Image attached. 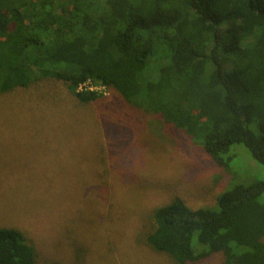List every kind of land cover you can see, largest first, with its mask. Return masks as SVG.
Listing matches in <instances>:
<instances>
[{
	"label": "trees",
	"instance_id": "1",
	"mask_svg": "<svg viewBox=\"0 0 264 264\" xmlns=\"http://www.w3.org/2000/svg\"><path fill=\"white\" fill-rule=\"evenodd\" d=\"M50 79L81 103L102 93L80 84L113 89L227 175L236 146L264 167V0H0V95ZM227 186L215 209L157 206L147 248L174 264H264V180ZM0 264L40 259L0 226Z\"/></svg>",
	"mask_w": 264,
	"mask_h": 264
},
{
	"label": "rangeland",
	"instance_id": "2",
	"mask_svg": "<svg viewBox=\"0 0 264 264\" xmlns=\"http://www.w3.org/2000/svg\"><path fill=\"white\" fill-rule=\"evenodd\" d=\"M101 93L81 103L50 79L0 95V226L27 235L40 264H174L141 238L152 211L173 196L215 209L230 179L264 180V167L236 146L227 175L184 131Z\"/></svg>",
	"mask_w": 264,
	"mask_h": 264
},
{
	"label": "built area",
	"instance_id": "3",
	"mask_svg": "<svg viewBox=\"0 0 264 264\" xmlns=\"http://www.w3.org/2000/svg\"><path fill=\"white\" fill-rule=\"evenodd\" d=\"M83 88H88V90L90 89V90H97L98 92H102V91H104V89L106 88V87H104V86H97V85H93V84H91L89 81L88 82H85V83H83V84H80L78 87H77V89L78 90H81V89H83Z\"/></svg>",
	"mask_w": 264,
	"mask_h": 264
}]
</instances>
